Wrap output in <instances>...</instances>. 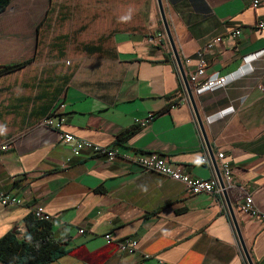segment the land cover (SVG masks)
Returning a JSON list of instances; mask_svg holds the SVG:
<instances>
[{"label": "crops", "instance_id": "obj_1", "mask_svg": "<svg viewBox=\"0 0 264 264\" xmlns=\"http://www.w3.org/2000/svg\"><path fill=\"white\" fill-rule=\"evenodd\" d=\"M162 4L187 77L202 54L199 83L229 81L193 94L220 173L232 172L226 189L243 240L254 264H264V223L240 209L251 194L264 213V0ZM58 103L63 131L115 149L116 158L75 157L41 127ZM146 153L193 178L215 176L202 162L204 141L157 0H12L0 13V191L23 204L0 206V239L23 235L41 206L66 250L49 264H246L223 196L191 195L144 172ZM105 234L136 239L153 258L122 254Z\"/></svg>", "mask_w": 264, "mask_h": 264}, {"label": "built area", "instance_id": "obj_2", "mask_svg": "<svg viewBox=\"0 0 264 264\" xmlns=\"http://www.w3.org/2000/svg\"><path fill=\"white\" fill-rule=\"evenodd\" d=\"M258 1L254 3V7H257ZM262 27V25H260ZM241 30H235L232 32L233 37H238L241 35ZM153 41V38L150 37ZM213 44L207 46V49L211 48ZM199 65L195 71L190 73L188 77V82L192 88L198 93H203L207 91H215L220 88H224L229 84L227 78H220L217 75L209 77L200 84V80L205 77L206 62L202 58V54L199 55ZM190 62V60H188ZM179 74V73H178ZM181 82V79H180ZM183 87V83L181 82ZM184 89V87H183ZM65 110V105L63 103L56 104L50 113L41 121L40 126L46 129H51L56 133L57 139L60 143L68 145L71 149V153L75 157H79L85 151H90L95 156L107 157L110 161L114 160L117 156L115 149L97 145L90 141L80 139L75 135L63 131L64 116L63 112ZM149 121H143L145 125ZM8 145H4L2 149H8ZM206 154L204 155L202 162L212 167L208 152L205 148ZM218 158L222 159L223 154H218ZM138 164L144 172H154L158 173L168 179L179 182L183 184L187 192L191 195L200 194H214L222 196V190L219 187L216 176L211 180H200L191 177L189 174L183 172V168L180 165H174L170 163L164 156L157 153H146L139 157ZM213 168V167H212ZM222 179L226 185V182H230L232 179V172L228 166H224L222 172ZM23 204V199L18 194L6 193L0 191V206L4 208L18 207ZM225 207V204H224ZM241 211L253 218L258 219L264 223V213L258 209L254 203L253 196L248 194L245 201L240 205ZM35 219L40 221L52 222V216L41 206H36L32 211ZM80 234H84L85 230H79ZM104 240L108 244H115L118 251L126 255H139L145 260H150L153 258L152 255L145 253L140 245L139 241L133 238H125L121 240H114L110 234L103 235ZM159 264H163V261H159Z\"/></svg>", "mask_w": 264, "mask_h": 264}, {"label": "trees", "instance_id": "obj_3", "mask_svg": "<svg viewBox=\"0 0 264 264\" xmlns=\"http://www.w3.org/2000/svg\"><path fill=\"white\" fill-rule=\"evenodd\" d=\"M12 0H0V13L5 11ZM21 65L5 66L2 72L13 70ZM135 129L120 136L127 140ZM27 231L21 235L18 231L8 233L0 239V261L5 264H49L66 254L61 241L53 232L51 222L40 221L32 215L26 217Z\"/></svg>", "mask_w": 264, "mask_h": 264}, {"label": "water", "instance_id": "obj_4", "mask_svg": "<svg viewBox=\"0 0 264 264\" xmlns=\"http://www.w3.org/2000/svg\"><path fill=\"white\" fill-rule=\"evenodd\" d=\"M157 3H158V7H159L161 20H162V23H163V26H164V31L166 33L168 42H169L170 47L172 49V53H173L174 63H175L176 69H177V71L179 73V77L181 79V82L183 83L185 94H186V96H187V98H188V100L190 102L191 107H192V110H193L197 125L199 127L200 133H201L203 141H204V146H205V148H206V150L208 152V155H209V158H210V161H211L215 176H216L218 184H219V187L222 190V196L224 198L225 206L227 208L230 220L232 222V225H233L234 230L236 232V235L238 237V241H239V244H240L241 252L243 254L245 263L246 264H254V262H253V260H252V258L250 256V253L248 251V248L246 247V244H245V242L243 240L239 225L237 223V220H236L233 208H232V205H231L230 200L228 198V192H227V189H226V185H225V183H224V181L222 179V175H221L220 170L218 168L214 153L212 151V147L210 145L209 139L207 137V134H206V131H205V128H204L203 121L201 119V116L199 114V111H198V108H197V105H196V102H195V99H194L193 90H192V88H191V86H190V84L188 82V77L186 75L182 60H181V58L179 56V53L177 51L176 44H175L172 32L170 30V26H169L167 18H166V14H165V11H164L162 0H157Z\"/></svg>", "mask_w": 264, "mask_h": 264}]
</instances>
